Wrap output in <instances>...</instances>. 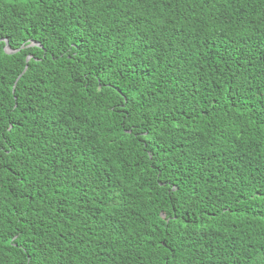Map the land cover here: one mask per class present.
I'll return each instance as SVG.
<instances>
[{"label": "trees", "instance_id": "1", "mask_svg": "<svg viewBox=\"0 0 264 264\" xmlns=\"http://www.w3.org/2000/svg\"><path fill=\"white\" fill-rule=\"evenodd\" d=\"M0 264H264V0H0Z\"/></svg>", "mask_w": 264, "mask_h": 264}, {"label": "water", "instance_id": "2", "mask_svg": "<svg viewBox=\"0 0 264 264\" xmlns=\"http://www.w3.org/2000/svg\"><path fill=\"white\" fill-rule=\"evenodd\" d=\"M5 50H6L7 52H9V53H14V52L17 51V50H13V49L9 46L7 40H6ZM29 59H30V56L27 57V60H29Z\"/></svg>", "mask_w": 264, "mask_h": 264}]
</instances>
